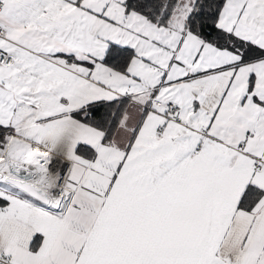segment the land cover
<instances>
[{"label": "snow or ice", "instance_id": "snow-or-ice-1", "mask_svg": "<svg viewBox=\"0 0 264 264\" xmlns=\"http://www.w3.org/2000/svg\"><path fill=\"white\" fill-rule=\"evenodd\" d=\"M0 264H264V0H0Z\"/></svg>", "mask_w": 264, "mask_h": 264}]
</instances>
